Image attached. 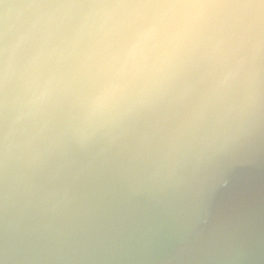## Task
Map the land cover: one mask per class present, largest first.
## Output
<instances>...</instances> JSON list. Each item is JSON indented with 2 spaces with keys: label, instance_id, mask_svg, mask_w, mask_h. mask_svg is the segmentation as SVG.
Masks as SVG:
<instances>
[{
  "label": "clouds",
  "instance_id": "1",
  "mask_svg": "<svg viewBox=\"0 0 264 264\" xmlns=\"http://www.w3.org/2000/svg\"><path fill=\"white\" fill-rule=\"evenodd\" d=\"M0 264H264V0H0Z\"/></svg>",
  "mask_w": 264,
  "mask_h": 264
}]
</instances>
